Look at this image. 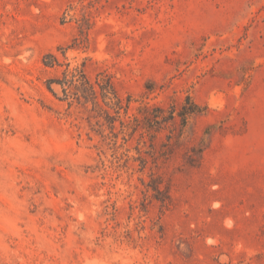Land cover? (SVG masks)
<instances>
[{
  "label": "rangeland",
  "instance_id": "obj_1",
  "mask_svg": "<svg viewBox=\"0 0 264 264\" xmlns=\"http://www.w3.org/2000/svg\"><path fill=\"white\" fill-rule=\"evenodd\" d=\"M75 68L201 110L115 136ZM0 264H264V0H0Z\"/></svg>",
  "mask_w": 264,
  "mask_h": 264
},
{
  "label": "trees",
  "instance_id": "obj_2",
  "mask_svg": "<svg viewBox=\"0 0 264 264\" xmlns=\"http://www.w3.org/2000/svg\"><path fill=\"white\" fill-rule=\"evenodd\" d=\"M81 20L83 21L79 24V27L80 31L84 32V28H86L88 24L87 18L82 17ZM43 62L45 65L51 66L58 61L53 53H47L43 57ZM54 80H58V82L62 84L63 92L66 97H74L79 101L82 98L83 103L91 101L97 115L101 116L103 114L110 131L115 136L117 134V132L114 131L116 120H119L121 132L131 127V134L141 129L142 131L140 134L143 136V131L150 133L152 129H160L167 122L176 121L177 116H179L182 126H185L188 116L198 113L201 110L200 106L192 101L190 96H186L185 102L173 104L169 109H165L163 106L158 105H144L138 108L140 114L135 115L132 122H125L123 119H120V112L122 109L124 112L127 111L129 99L124 102L123 98L118 95L110 75L96 76L95 80L92 82L83 69L75 68L71 71L70 77H65L62 80L51 78L48 83ZM48 88L51 90L50 85H48ZM98 95L101 96L107 108L99 103ZM109 109H111L113 113H111ZM141 160L144 159L142 158ZM155 189L158 190L156 187Z\"/></svg>",
  "mask_w": 264,
  "mask_h": 264
}]
</instances>
